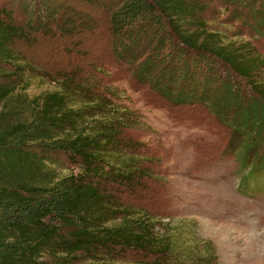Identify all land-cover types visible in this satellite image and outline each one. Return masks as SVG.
<instances>
[{"label": "rangeland", "instance_id": "rangeland-1", "mask_svg": "<svg viewBox=\"0 0 264 264\" xmlns=\"http://www.w3.org/2000/svg\"><path fill=\"white\" fill-rule=\"evenodd\" d=\"M123 1L52 0L35 7L30 0H0L23 27L13 48L38 71L28 78L29 95L54 91L53 79L71 75L103 97L110 113L124 115L128 148L120 154L145 166L146 179L101 183V189L112 205L141 214L151 236L171 249L158 255L109 247L74 264H264V184L242 185L247 172L238 164L237 139L212 115L211 104H182L176 97L202 75L223 79L221 66L205 56L178 55L159 27L136 39L117 37L110 17ZM194 3L202 39L246 57L264 56V0ZM168 74L173 77L164 83ZM56 159L59 176L77 173L65 156Z\"/></svg>", "mask_w": 264, "mask_h": 264}, {"label": "trees", "instance_id": "trees-1", "mask_svg": "<svg viewBox=\"0 0 264 264\" xmlns=\"http://www.w3.org/2000/svg\"><path fill=\"white\" fill-rule=\"evenodd\" d=\"M30 4L48 6L52 0ZM196 12L194 0H124L110 24L117 37L133 39L159 27L178 55L219 63L225 79L202 75L198 83L181 86L176 97L182 104H211L212 115L237 139L238 164L247 172L242 185L259 187L264 184V56L213 47L200 36ZM22 36L15 11L0 2V264H74L109 247L168 254L171 249L151 236L141 214L112 205L100 186L146 179L145 166L120 154L128 148L124 115L110 113L103 97L71 75L53 79L54 91L29 95L28 78L38 71L13 48ZM168 75L164 83L173 77ZM59 155L77 173L59 176ZM118 216L120 223L109 226Z\"/></svg>", "mask_w": 264, "mask_h": 264}]
</instances>
